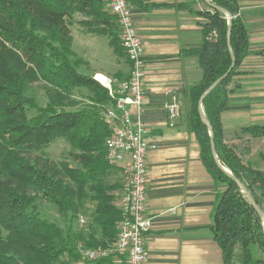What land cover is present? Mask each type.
<instances>
[{"label":"trees","instance_id":"1","mask_svg":"<svg viewBox=\"0 0 264 264\" xmlns=\"http://www.w3.org/2000/svg\"><path fill=\"white\" fill-rule=\"evenodd\" d=\"M203 1V9H194L195 2L177 7L203 19L201 44L184 49L183 55L195 56L202 69L201 79L187 92L188 127L204 165L224 185L211 229L224 264H264L263 219L218 165L209 128L217 159L261 207L264 169L242 161L235 145L226 142L221 121L233 91L229 83L249 51L248 29L239 0H209L232 17L229 46L226 13ZM74 24L107 37L114 53L129 63L118 18L106 0H0V264H126L124 255L113 252L125 179L107 159L113 129L106 113L115 101L93 75L79 71L88 62L72 48ZM232 54L235 67L202 102L205 122L199 100L232 67ZM83 89L87 102L76 108L74 92ZM241 130L251 138L264 137V126ZM57 140L68 143L69 158L50 156L48 149ZM259 158L264 162V152ZM44 202L57 209L59 220L39 207ZM81 217L86 224L79 225ZM88 250L107 254L91 259Z\"/></svg>","mask_w":264,"mask_h":264},{"label":"crops","instance_id":"2","mask_svg":"<svg viewBox=\"0 0 264 264\" xmlns=\"http://www.w3.org/2000/svg\"><path fill=\"white\" fill-rule=\"evenodd\" d=\"M129 2L144 44L146 70L143 112L139 115L133 108L131 113L134 120L140 118L146 123L150 128L147 138L157 144L147 154V212L153 226L146 239L145 264H224L211 229L224 185H218L204 165L200 144L187 118V92L201 79L202 69L196 57L184 56L183 51L201 44V26L193 13L177 7L195 2L203 9L205 3ZM239 6L248 29L249 51L231 80L233 91L221 121L226 142L235 145L242 161L264 169L259 158L264 152V137L240 133L247 126H264V0H239ZM121 59L116 55L118 69L109 77L119 80L122 74L129 76L130 65L127 62L125 72ZM174 102L177 113L170 117L167 107ZM118 169L125 175L124 165ZM261 208L264 212V194Z\"/></svg>","mask_w":264,"mask_h":264},{"label":"built area","instance_id":"3","mask_svg":"<svg viewBox=\"0 0 264 264\" xmlns=\"http://www.w3.org/2000/svg\"><path fill=\"white\" fill-rule=\"evenodd\" d=\"M110 10L117 16L122 45L130 63L129 76L116 80L105 76L101 81L100 73L93 78L108 88L115 104L108 108L107 121L113 133L107 139V159L115 166L126 167L125 179L120 194L119 206L122 219L114 250L126 257V264H145L147 258L146 239L153 221L147 212L148 163L147 154L157 148V144L147 138L150 128L140 118L134 120L131 110L143 112L146 96V70L144 44L135 23L132 7L128 0H106ZM170 117L177 113V102L168 105ZM81 217V225L86 224ZM107 254L105 250H88L86 255L95 259Z\"/></svg>","mask_w":264,"mask_h":264},{"label":"rangeland","instance_id":"4","mask_svg":"<svg viewBox=\"0 0 264 264\" xmlns=\"http://www.w3.org/2000/svg\"><path fill=\"white\" fill-rule=\"evenodd\" d=\"M188 3H192V2H188ZM193 7L194 9H199L197 8L195 4ZM195 16L199 18V23L203 22L202 18H200L197 15ZM71 31H72V35L74 38L73 45H72L73 50L76 52L78 56L83 57L88 62L87 65H81L79 71L87 75H94V72L100 71L108 77L112 76V73L115 72L116 69H118V66L115 63L116 55L114 54L112 48L109 46L108 38L102 35H93V34L86 33L85 30L82 29L78 24H74L71 27ZM121 61H122L121 65L124 66L125 72H127L128 64H127L126 58L125 57L122 58ZM113 78L115 77H112V79ZM229 84H231V82ZM87 93L88 92L85 89L81 91L76 90L74 92L73 98L77 102L76 108L82 107L83 104L87 102V98H86ZM240 133L251 137L250 134L244 133L242 130H240ZM69 150H70V146L68 145L67 142H65L64 140H57L55 143H53L49 147L48 152L50 156L56 161H62L66 158H69V155H68ZM244 163L250 164L248 163V161H245ZM252 166H254V164ZM218 185L222 186L223 184L222 182H218ZM39 207L49 217L58 219V220L60 219L59 213L53 205L47 202H44V203H41ZM59 222L63 225L62 220H60Z\"/></svg>","mask_w":264,"mask_h":264},{"label":"water","instance_id":"5","mask_svg":"<svg viewBox=\"0 0 264 264\" xmlns=\"http://www.w3.org/2000/svg\"><path fill=\"white\" fill-rule=\"evenodd\" d=\"M205 2L210 5L212 8L219 10L221 12L226 13L227 17H228V24H229V30H228V44L230 46V36H231V26H232V17L231 15L222 7L210 2L209 0H205ZM232 59H233V64L232 67L219 79H217L201 96L200 100H199V111H200V116L202 118L203 121L206 122V117H205V113L203 110V106H202V102L205 99V97L219 84L221 83V81H223L231 72V70L235 67V62H236V58L235 56L232 54ZM210 128V135H211V149H212V153L215 157V159L217 160L218 165L221 167V169L229 176L231 177V179L235 180L241 187L242 192L245 193V195L248 197L250 203L252 204V206L254 207V209L256 210V212L260 215V217L263 219L264 222V212L262 210V208L258 205V203L255 201V199L253 198L252 194L250 193V191L246 188V186L236 177L233 176V174L226 168L224 167L220 161L217 159V154H216V147H215V142H214V132L211 126H209Z\"/></svg>","mask_w":264,"mask_h":264},{"label":"bare ground","instance_id":"6","mask_svg":"<svg viewBox=\"0 0 264 264\" xmlns=\"http://www.w3.org/2000/svg\"><path fill=\"white\" fill-rule=\"evenodd\" d=\"M100 74H101V73H100ZM100 79H101V81H104V80H105V75L101 74ZM104 82H105V81H104Z\"/></svg>","mask_w":264,"mask_h":264}]
</instances>
